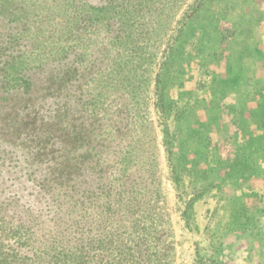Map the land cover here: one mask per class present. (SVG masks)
Instances as JSON below:
<instances>
[{"label":"rangeland","instance_id":"374dc122","mask_svg":"<svg viewBox=\"0 0 264 264\" xmlns=\"http://www.w3.org/2000/svg\"><path fill=\"white\" fill-rule=\"evenodd\" d=\"M5 45L36 48L11 72L82 53L130 178L99 238H72L30 197L18 216L0 207V264H264V0H0Z\"/></svg>","mask_w":264,"mask_h":264},{"label":"trees","instance_id":"16d2710c","mask_svg":"<svg viewBox=\"0 0 264 264\" xmlns=\"http://www.w3.org/2000/svg\"><path fill=\"white\" fill-rule=\"evenodd\" d=\"M63 48L11 72L9 63L36 48L0 46V207L18 216L12 206L30 197L27 210L34 206L38 216L66 220L64 229L72 238H99V212L115 208L128 189L130 174L122 162L128 144L118 146L106 133L119 121L100 111L101 92L94 82L98 71L82 67L80 52L69 60ZM158 106L165 111L162 98ZM162 127L170 163L169 129L166 123ZM73 213L82 220L70 218ZM106 224L111 227L110 220ZM59 227L50 231L53 238L64 233ZM98 248L90 241L86 257L99 254Z\"/></svg>","mask_w":264,"mask_h":264}]
</instances>
